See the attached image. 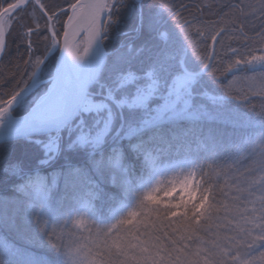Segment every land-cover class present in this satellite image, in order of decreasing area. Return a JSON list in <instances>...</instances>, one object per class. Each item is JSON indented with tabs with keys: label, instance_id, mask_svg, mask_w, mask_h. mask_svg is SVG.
I'll list each match as a JSON object with an SVG mask.
<instances>
[{
	"label": "snow or ice",
	"instance_id": "1",
	"mask_svg": "<svg viewBox=\"0 0 264 264\" xmlns=\"http://www.w3.org/2000/svg\"><path fill=\"white\" fill-rule=\"evenodd\" d=\"M192 9L0 0V129L17 134L0 143V264H264V0ZM200 73L248 131L164 143L152 117H180Z\"/></svg>",
	"mask_w": 264,
	"mask_h": 264
},
{
	"label": "trees",
	"instance_id": "2",
	"mask_svg": "<svg viewBox=\"0 0 264 264\" xmlns=\"http://www.w3.org/2000/svg\"><path fill=\"white\" fill-rule=\"evenodd\" d=\"M185 4L193 5V11L195 12V6L205 3H213L214 0H183ZM219 3L221 0H215ZM226 2V0H223ZM249 2H256V0H249ZM187 15V14H185ZM209 19H214V17L209 16ZM66 20V17H65ZM123 39V37H122ZM105 44L107 41L104 42ZM235 46V45H234ZM107 50V49H106ZM104 69V68H103ZM103 73V70L101 74ZM199 77L206 81V86L200 89V94L198 96H193L192 107L180 117H173L168 121L164 122H154V125L157 129V136H164L169 138L164 140V143L169 142V140L174 142H183V141H192L198 142L202 138H207L210 132H215L219 135H222L226 142H236L239 138L246 132L248 129L244 126L245 121L248 119V115L243 109L242 106H238V101L231 100L228 97L222 96V93L212 84L210 79L204 76L202 73L199 74ZM229 79H231L229 77ZM195 87V84L192 83L190 90ZM234 92H239L243 85L239 81H234L231 85ZM207 92L209 95H216L218 97V103L212 104L211 101H208L204 96V93ZM252 103L257 107V110L261 107L260 100H252ZM207 104L208 109L205 111L201 105ZM228 108L233 110L238 124L236 127H221L218 122L213 119L214 110H220ZM250 150L257 152H262L260 149L253 150L250 146ZM211 165V162H209ZM216 173H213V178Z\"/></svg>",
	"mask_w": 264,
	"mask_h": 264
},
{
	"label": "rangeland",
	"instance_id": "3",
	"mask_svg": "<svg viewBox=\"0 0 264 264\" xmlns=\"http://www.w3.org/2000/svg\"><path fill=\"white\" fill-rule=\"evenodd\" d=\"M101 63H102V55H100V58H99V61H98V66L96 67V69L99 68V66L101 65ZM104 65H105V64H104ZM103 68H104V66H103ZM103 68H102V70H103ZM101 72H102V71H101ZM191 85H192V84H190V85L188 86V92H189L190 95H191V90H190ZM257 99H258V98H255V97L252 98V100H257ZM192 100H193V96L191 95V99L189 100L188 107H187L186 110H184V111L182 112V115L185 114L187 111H189V109L192 107V104H193V101H192ZM258 100H259V99H258ZM182 115H181V116H182ZM173 117H177V116L169 114V113H168V110L161 109L160 112L156 113V114L152 117V121H151V123H154V122H157V121H160V122L168 121V120H170V119L173 118ZM187 142H188V143H194V142H192V141H187ZM250 146H251V148H252L253 150L260 149L261 151H264V143H262V142L259 140V137H258V136H257V139H256L255 141H253V143H252ZM193 162H195L194 159H193ZM217 171H219V170L217 169Z\"/></svg>",
	"mask_w": 264,
	"mask_h": 264
},
{
	"label": "water",
	"instance_id": "4",
	"mask_svg": "<svg viewBox=\"0 0 264 264\" xmlns=\"http://www.w3.org/2000/svg\"><path fill=\"white\" fill-rule=\"evenodd\" d=\"M106 53L107 50L102 48L101 49V55H102V63L99 66L98 70L95 69L96 75L99 76L101 74L102 68L106 62ZM16 133L15 132H10L6 128L5 129H0V143H3L6 140H13L16 138Z\"/></svg>",
	"mask_w": 264,
	"mask_h": 264
}]
</instances>
